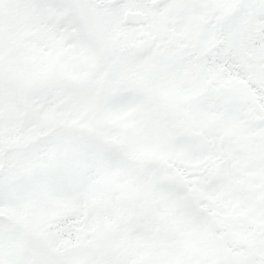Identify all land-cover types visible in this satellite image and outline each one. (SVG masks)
I'll list each match as a JSON object with an SVG mask.
<instances>
[{
    "label": "snow or ice",
    "instance_id": "snow-or-ice-1",
    "mask_svg": "<svg viewBox=\"0 0 264 264\" xmlns=\"http://www.w3.org/2000/svg\"><path fill=\"white\" fill-rule=\"evenodd\" d=\"M0 264H264V0H0Z\"/></svg>",
    "mask_w": 264,
    "mask_h": 264
}]
</instances>
